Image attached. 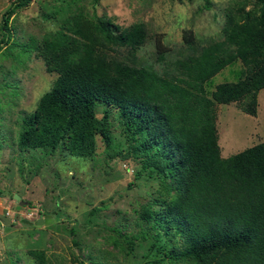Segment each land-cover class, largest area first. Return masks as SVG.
<instances>
[{"label":"trees","instance_id":"1","mask_svg":"<svg viewBox=\"0 0 264 264\" xmlns=\"http://www.w3.org/2000/svg\"><path fill=\"white\" fill-rule=\"evenodd\" d=\"M30 2L11 0L3 12L0 50L10 43L9 19ZM245 7L226 13L222 39L197 44L185 33L190 52L164 70L135 56L150 38L143 22L68 16L50 39L25 46L57 77L22 116L20 150L92 157L99 138L112 159L122 153L118 128L128 140L124 157L139 164L135 175L145 172L173 195L142 198L135 210L140 230L127 240H149L143 264H264V140L222 157L216 127L217 104L245 100L242 110L254 115L264 89V0ZM154 43L163 61L166 49L159 37ZM238 60L239 79L207 89Z\"/></svg>","mask_w":264,"mask_h":264},{"label":"rangeland","instance_id":"2","mask_svg":"<svg viewBox=\"0 0 264 264\" xmlns=\"http://www.w3.org/2000/svg\"><path fill=\"white\" fill-rule=\"evenodd\" d=\"M10 2L0 0V22ZM242 3L250 9L255 0H31L14 12L8 21L10 43L0 50V264H143L149 240L135 238L133 245L127 240L140 230L135 210L142 198L173 196L145 172L135 175L139 164L124 157L128 140L118 128L114 138L122 153L112 159L106 158L99 138L92 157L20 150L22 116L36 109L57 77L34 48L25 46L50 39L68 16H102L121 27L143 22L150 38L135 56L164 70L190 52L185 33L191 32L197 44L222 39L226 13ZM156 37L166 49L163 61L156 57ZM242 70L236 61L216 74L207 89L236 81ZM257 101L254 115L242 110L245 100L215 106L222 157L264 140V89ZM30 208L42 210L39 218L49 222L34 224L39 218L27 217Z\"/></svg>","mask_w":264,"mask_h":264},{"label":"built area","instance_id":"3","mask_svg":"<svg viewBox=\"0 0 264 264\" xmlns=\"http://www.w3.org/2000/svg\"><path fill=\"white\" fill-rule=\"evenodd\" d=\"M40 216H43L42 210H37L36 208H30L29 212L27 213V217H33V218H39Z\"/></svg>","mask_w":264,"mask_h":264},{"label":"water","instance_id":"4","mask_svg":"<svg viewBox=\"0 0 264 264\" xmlns=\"http://www.w3.org/2000/svg\"><path fill=\"white\" fill-rule=\"evenodd\" d=\"M43 222H49V220L47 218H39L38 220L34 221V224L39 225ZM30 224H31V222H30Z\"/></svg>","mask_w":264,"mask_h":264},{"label":"crops","instance_id":"5","mask_svg":"<svg viewBox=\"0 0 264 264\" xmlns=\"http://www.w3.org/2000/svg\"><path fill=\"white\" fill-rule=\"evenodd\" d=\"M260 91H263V89H262V90H260ZM260 91H259V92H260ZM259 92H258V93H259ZM257 98H258V95H257ZM257 102H258V101H257ZM257 107H258V106H257ZM258 108H259V107H258Z\"/></svg>","mask_w":264,"mask_h":264}]
</instances>
